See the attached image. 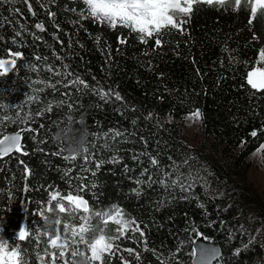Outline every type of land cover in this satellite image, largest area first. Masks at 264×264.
Returning <instances> with one entry per match:
<instances>
[{"label":"trees","instance_id":"1","mask_svg":"<svg viewBox=\"0 0 264 264\" xmlns=\"http://www.w3.org/2000/svg\"><path fill=\"white\" fill-rule=\"evenodd\" d=\"M232 2L226 0V11L195 4L184 34L163 33L160 46H155L154 37L141 43L126 28H111L81 15L85 8L81 0L0 3L4 19L0 59H16V66L0 76V139L23 131V154L0 157V235L10 245L18 243L29 264H42L38 256L44 257L43 264H51L46 253H55L50 247L55 229L63 231L66 223L78 228L82 216L113 207L122 208L126 219L134 217L144 237L136 232L137 239H130L129 230L115 240L121 249H133V255L121 251L110 264H122L121 255L128 264H161L157 254L170 264H193L195 242L201 236L221 249L213 264H258L261 249L252 241L248 208L259 198L247 184L245 165L257 151L264 162V93L253 94L246 74L264 67L259 56L264 49V9H258L250 23L243 0L238 12L232 10ZM49 67L72 75L67 79L53 75ZM77 76L89 88L81 85L83 90L78 91L76 86H64ZM93 87L111 90L113 95L101 99ZM60 100L65 101L62 106L36 115L49 101ZM196 110L202 114L203 134L219 150L221 161L212 162L207 154L190 148L175 124ZM29 113L35 122L23 123ZM68 115L77 121L84 116L89 131L98 136L89 137L87 165L82 163L85 154L71 163L64 160L54 140L56 122L66 123ZM166 118L172 123H162ZM117 131L120 135L113 139ZM105 143L107 147H102ZM113 156L118 157L116 162ZM150 158L158 161L156 166ZM81 182L80 195L88 201L90 213L59 212L56 202L49 200L50 193L66 194ZM101 221L102 216H91L93 230L86 233L88 238L99 231L107 237L119 235L118 225ZM22 227L28 237L14 240ZM65 259L71 264L70 251ZM104 261L109 264L108 255ZM55 264L63 260L56 257Z\"/></svg>","mask_w":264,"mask_h":264},{"label":"snow or ice","instance_id":"2","mask_svg":"<svg viewBox=\"0 0 264 264\" xmlns=\"http://www.w3.org/2000/svg\"><path fill=\"white\" fill-rule=\"evenodd\" d=\"M27 3V0H0V3ZM82 3L85 5V8L82 10L81 15L87 14L89 17L94 18L96 21L101 24H106L111 28H116L118 25L120 27L126 28L130 33H136L137 38L141 43H147L149 38H155L154 43L155 46L161 45L162 34L166 32H171L172 30L179 31L181 34H184V24L190 22L191 14L193 12V6L195 4L203 3L207 6L211 7L213 5L216 6V10H220V8H225L226 0H82ZM242 0H233L232 7L233 11L238 12L240 10ZM245 10L250 12V23L252 19H255L257 15L258 9H264V0H243ZM29 10L31 11V5H28ZM227 8H225V11ZM18 9H13V12H17ZM50 16H55V13H49ZM187 18V19H186ZM4 19L0 16V26H3ZM73 23H76L74 21ZM35 27L40 31H44V26L42 24H36ZM23 29V26L21 25ZM16 35L19 36L20 32H16ZM38 38V37H37ZM15 43V41H13ZM121 43H126V41H121ZM9 56H14L16 58H20L22 53H11L9 52ZM260 59L264 61V49L260 50L259 53ZM60 59L59 56L56 57ZM40 59V57H37ZM7 65V67H6ZM16 66V59H0V76H3L8 70L9 67L14 68ZM67 68V65H64ZM49 72H53L52 68H48ZM53 75H63L65 79L72 74L70 72L59 73L58 71L53 72ZM43 83V82H42ZM58 84L63 85V81H57ZM246 83L249 86V89L252 90L253 94L264 93V67H255L249 70L246 74ZM83 86V89L89 88V84L81 79L80 77H76L75 79L68 82L65 87L76 86L78 91L83 90L80 86ZM47 87L51 88L53 92L58 91L56 85L48 84ZM93 91L96 92L97 95L100 96L101 99L107 100V98L113 93L111 90L105 92L102 88L93 87ZM51 94V93H49ZM116 100H120L121 97L116 94ZM38 99V97H37ZM65 103L64 100L60 101H49L46 104L45 109L38 112L37 116H42L44 111L51 112L53 106L60 107ZM2 107V106H0ZM69 109H72V105H68ZM193 118L195 120H200L202 118V114L199 110H196L193 114ZM2 117H0V123H2ZM8 119L12 120L15 123V119L11 116ZM16 119H19L17 117ZM28 120H32L35 122L32 115L26 114V119L22 122L27 123ZM67 121V116L65 117ZM63 123V127L67 128L68 123H64L63 121L56 122L57 130L59 124ZM77 124L80 125L79 120ZM27 131H32L31 128L26 129ZM109 134H105L107 136ZM120 133L114 132L112 133V138L114 139L116 136H119ZM252 135L255 136L256 132H252ZM93 137L98 138L96 133H92ZM22 139V134L18 132L13 136H4L0 139V157L6 155L13 150L23 154L22 147L19 141ZM102 147H107V143H105ZM261 150H264V146H261ZM63 159L68 162H74L77 159H69L66 156H63ZM113 162L118 160V157H112ZM151 164L156 166L158 161L155 158H150ZM91 162V154L89 153V149L86 151L85 155L82 157V163L87 165ZM99 167V162L95 165ZM88 168H82L81 171H88ZM28 171V170H26ZM30 174V172H29ZM95 175V172H92ZM64 175L69 176V181L72 179L70 176V172L66 171ZM77 180H82L81 177H75ZM177 181H173L176 183ZM139 183V181H138ZM90 187H95V184L92 183ZM84 190V185L81 182L79 186L74 188H70L66 194H62L60 191L53 192L56 195H52L50 193L49 200L52 202H56L57 208L59 212L64 213L66 211L65 201H67L68 206L72 207L74 211H82L83 213H90L88 201L85 200L81 195V191ZM139 194V193H137ZM59 197V199H57ZM203 207V205H201ZM91 216H102L103 225H108L109 223H114L118 225L117 232L119 235L117 237H106L103 231L97 232L91 238L86 236V233L92 231V225L90 223ZM82 223L77 227H72V231L69 232L66 230V226L64 225L63 231L60 229H55V235L50 239V247L58 249V256L61 260H63V264H69V260L65 259L70 251L71 264H73L74 260L77 257V254L90 253L86 255L94 264V262H99V264H105L104 257L108 255L109 264L111 258L121 251H127L129 255H133V249H121L119 245H115L114 241L120 238L125 237L126 232L131 230L132 236L130 239L136 240L135 233L139 232L140 237H144V231L140 229L139 223L135 220V218L126 219L123 209L120 207L110 208L109 211L105 213H97L92 212L90 215H84L81 217ZM35 232V229H33ZM29 235V232L25 228H21L20 231L16 234L14 240L24 241ZM146 244V240L144 241ZM9 244V240L3 238L0 235V264H29V261L26 259V252L21 251V247L18 243ZM81 245L85 246V249H81ZM115 248V251H114ZM148 251L147 247L144 249ZM155 253V250H153ZM239 255V250L236 252ZM52 257L51 264H55V260L57 257V253H46ZM43 264V256H38ZM134 258L136 260L140 259V254L135 253ZM157 258L160 260L161 264H170L168 258H164L157 254ZM174 258V254H173ZM120 259L122 264H128L126 258L121 255Z\"/></svg>","mask_w":264,"mask_h":264},{"label":"rangeland","instance_id":"3","mask_svg":"<svg viewBox=\"0 0 264 264\" xmlns=\"http://www.w3.org/2000/svg\"><path fill=\"white\" fill-rule=\"evenodd\" d=\"M11 68L12 67H9V70ZM162 123H172V120L166 118ZM175 124L180 127L184 141L190 148L193 150H200L202 153L207 154V157L212 162L221 161V153L219 150L214 149L212 140H207L205 138L200 120H195L193 115H189L183 120L176 121ZM245 169L247 184L251 186V189L259 198V202H256L248 208V216L251 226L252 241L256 243V245H259L261 249V256L258 259V264H264V221L261 220L262 215L264 216V162L260 151L255 152L247 159ZM206 185L209 187V191L212 192L207 179ZM58 251V249H55L57 257H59Z\"/></svg>","mask_w":264,"mask_h":264},{"label":"clouds","instance_id":"4","mask_svg":"<svg viewBox=\"0 0 264 264\" xmlns=\"http://www.w3.org/2000/svg\"><path fill=\"white\" fill-rule=\"evenodd\" d=\"M79 122L81 126L80 128H76L75 127V123H77L76 118L73 117L72 115H68L67 123L69 126L67 128L65 127L58 128L57 132L54 134V140L56 141V143H58L61 146L63 153L69 159L81 158L89 149V137L92 135V133L89 131L88 127L86 126V120L84 116H81L79 118ZM52 195H56V194L53 193ZM57 199H59V197H57ZM73 212L74 209L69 206V208L67 209L68 215L71 216ZM45 220H47L46 217ZM55 223L59 225L60 219L58 218L55 221ZM65 226L67 231L69 232L72 231V227L69 224L66 223ZM104 235L106 236L105 233ZM73 264H92V262L89 258H87L86 255L78 253Z\"/></svg>","mask_w":264,"mask_h":264},{"label":"water","instance_id":"5","mask_svg":"<svg viewBox=\"0 0 264 264\" xmlns=\"http://www.w3.org/2000/svg\"><path fill=\"white\" fill-rule=\"evenodd\" d=\"M23 137V131H19ZM9 133L6 136H13L17 134ZM20 145L22 144V139L19 141ZM16 151H12L2 157L10 156ZM221 256V249L219 246L215 245L212 241L205 239V237H199L195 242L194 247V259L193 264H213Z\"/></svg>","mask_w":264,"mask_h":264}]
</instances>
